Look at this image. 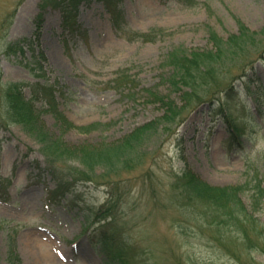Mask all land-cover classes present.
Instances as JSON below:
<instances>
[{
  "label": "rangeland",
  "instance_id": "374dc122",
  "mask_svg": "<svg viewBox=\"0 0 264 264\" xmlns=\"http://www.w3.org/2000/svg\"><path fill=\"white\" fill-rule=\"evenodd\" d=\"M17 1L0 0V22L15 10L0 30V89L17 82L30 98L26 84L56 82L57 109L70 122L101 124L88 132L64 129L52 113L42 112L43 130L72 146L116 141L170 115L169 101L183 106L184 92L169 80L174 70L166 62L169 52L211 50V32L227 38L240 24L258 34L257 47L247 44V56L223 64L238 99L215 95L224 101L223 109L206 101L184 111L178 123L165 127L160 120L141 146L140 166L109 189L119 196L111 205L117 240L135 244L137 264H238L221 249L215 228L188 220L186 210L169 205L166 195L182 170L213 186L249 184L241 200L264 235V210L253 212L249 198L253 184L264 186V0H119L114 23L97 0H80L75 7L64 0L44 9L40 0L16 6ZM64 9L75 16L72 31L63 27ZM152 27L161 29L154 41L129 40L122 32ZM194 99L187 104H196ZM247 121L244 133L230 139L231 125ZM39 148L19 125H0V178L7 179L0 186V264H104L89 236L109 220L95 219L105 207L107 186L72 179L66 166L77 163L71 159L53 174ZM51 190L58 194L50 199ZM224 231L219 229L225 239ZM256 248L236 246L243 264H264ZM9 250L18 257L13 263Z\"/></svg>",
  "mask_w": 264,
  "mask_h": 264
},
{
  "label": "trees",
  "instance_id": "16d2710c",
  "mask_svg": "<svg viewBox=\"0 0 264 264\" xmlns=\"http://www.w3.org/2000/svg\"><path fill=\"white\" fill-rule=\"evenodd\" d=\"M22 1L18 0L16 6ZM70 1L75 7L80 0ZM97 1L102 3L104 10L111 16L114 23L119 13V0ZM63 3L64 0H40L39 7L41 9L45 7L57 8L62 6ZM14 12L15 10L1 19L0 30L9 26ZM62 24L69 31H72L75 26V16L65 9L62 10ZM159 31L161 29L157 27H152L145 32L122 30L124 34H128L129 40L140 39L142 41H154V37ZM257 36L256 32L250 31L240 24L239 32L230 34L227 38H222L211 32L210 41L213 45L211 50L188 52L187 50L178 49L169 52L166 62L174 68L169 80L171 84L176 85V90L184 92L182 100L186 103L176 108L172 105L173 102L169 101L166 105L171 111L170 115L166 114L154 124L149 123L140 126L116 141L103 143L99 146L68 145L59 138L49 136L43 130L40 121L42 112L52 113L56 122L61 124L64 129L75 128L79 132H88L101 126L99 122L84 126H76L70 122L57 109L56 96L59 95L60 89L57 87L56 82H50L47 79L44 82L26 84L31 89L30 98L23 95L22 84L17 82L10 83L0 89V97L4 101V108H2L3 110L0 109V125L3 127H8L9 124L19 125L25 133L39 144V151L44 157L46 166L53 174L66 166L67 159H71L77 163L66 166V174L72 179L96 183L100 181V183L107 186L108 197L105 207L97 212L95 219L96 221L109 220L106 224L98 225L89 236L92 246L102 255L104 264L141 263V259H138L136 253L138 248L135 244L127 243L121 238L117 240L119 232L115 226L118 222L111 205H114L119 196L115 191L113 193L110 190L113 186L116 187L124 172L140 166L141 155L139 152L141 146L145 139L154 132L160 120L165 123V127L174 122L178 123L183 117L184 111L191 112L197 105L206 101L212 105L215 103L220 106V109H223L224 101L220 97H214L215 95L225 94L232 101L238 99L239 92L233 86L234 82L223 76L225 73L223 64L231 58H240L241 60L244 56H247L249 54L247 44L251 42L252 46H256L258 44V42L255 43ZM40 68L42 67L40 66ZM244 76L239 77V79L243 81ZM242 87L248 92L249 88L245 82H243ZM200 90L202 92L198 94ZM199 96L202 97V100ZM191 97L195 98L193 102H196V104L189 105ZM211 99H214V101L212 102ZM37 103L40 105L39 109ZM248 121L241 124V126L231 125L230 138L232 140L244 133ZM147 173L149 175V170H147ZM3 182H7V179L0 178V186ZM248 185L213 186L202 180L191 170H182L174 176V181L170 184L172 192L166 195L169 199L167 203L185 209V216L188 220L191 218L202 226L208 225L215 228L213 233L220 235L219 242H217L222 247L221 249L238 264H243L238 257L240 250L257 247V252L264 256L263 227H258V219H255L248 212L247 206L241 200V193L249 192ZM250 189L253 191L249 196L251 210L253 212L264 210V186L257 182ZM57 194V190H51L49 198L51 199ZM151 195L155 198L157 194L154 191ZM179 227L182 229L181 226ZM219 229H225V239ZM238 245H240V250L236 249ZM15 260H18L17 255L13 250H9V261L13 263Z\"/></svg>",
  "mask_w": 264,
  "mask_h": 264
}]
</instances>
